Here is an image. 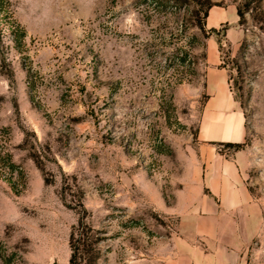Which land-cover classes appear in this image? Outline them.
I'll use <instances>...</instances> for the list:
<instances>
[{
	"label": "rangeland",
	"instance_id": "rangeland-1",
	"mask_svg": "<svg viewBox=\"0 0 264 264\" xmlns=\"http://www.w3.org/2000/svg\"><path fill=\"white\" fill-rule=\"evenodd\" d=\"M215 67L254 201L235 243L264 264V0H0V264H68L79 221L90 264H162L204 188Z\"/></svg>",
	"mask_w": 264,
	"mask_h": 264
},
{
	"label": "crops",
	"instance_id": "crops-1",
	"mask_svg": "<svg viewBox=\"0 0 264 264\" xmlns=\"http://www.w3.org/2000/svg\"><path fill=\"white\" fill-rule=\"evenodd\" d=\"M224 21L218 20L212 29ZM206 93L198 130L204 188L197 193L191 213L181 218L179 233L166 241L162 264H245L230 220L234 212L251 209L254 201L244 183L240 152L229 157L217 150L243 141L244 119L229 92L224 69L208 70Z\"/></svg>",
	"mask_w": 264,
	"mask_h": 264
},
{
	"label": "trees",
	"instance_id": "trees-1",
	"mask_svg": "<svg viewBox=\"0 0 264 264\" xmlns=\"http://www.w3.org/2000/svg\"><path fill=\"white\" fill-rule=\"evenodd\" d=\"M210 31L211 33H215V29H211ZM222 146L232 148L235 151H239L240 149L239 144L227 143ZM93 234L94 231L82 221H79L78 226L72 229L69 236L71 256L68 264H80V262H83L84 264L91 263V261L95 258V255H97L96 251L91 252V243H97ZM92 264H94V261Z\"/></svg>",
	"mask_w": 264,
	"mask_h": 264
}]
</instances>
